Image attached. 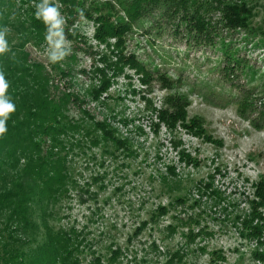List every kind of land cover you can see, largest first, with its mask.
<instances>
[{
  "label": "rangeland",
  "instance_id": "rangeland-1",
  "mask_svg": "<svg viewBox=\"0 0 264 264\" xmlns=\"http://www.w3.org/2000/svg\"><path fill=\"white\" fill-rule=\"evenodd\" d=\"M29 4L38 5L36 0ZM256 4L250 26L258 31L256 41H264V0ZM147 21L134 24L124 53L167 75L169 87L155 73L147 85L127 67L114 75L103 68L100 55L109 50L96 40L89 18L79 16L69 24V33L78 32L65 35L71 53L56 63L49 60L46 37L23 46L30 70L44 85L42 93L73 94L61 113L80 123V131H70L62 142L78 146L67 156L68 193L49 206V214H56L52 221L82 230L89 244L81 247L85 264L93 259L91 250L106 263L109 246L121 248L111 264H263L255 255L264 252V205L258 204L255 189L264 177V44L255 48L242 33H233L231 50L238 61L227 63L213 45L189 43L169 26ZM105 76L108 91L97 99ZM174 95L187 96V117L202 124L203 137L159 122L158 111ZM103 118L130 140L135 154L86 144L90 130L99 135L94 122ZM185 194L199 200L193 209L177 206L158 227L137 230L148 210ZM33 214V226L25 230L32 246L45 235L39 210ZM173 215L183 221L176 223ZM188 215L194 220L187 222ZM248 224L261 233L253 235L259 232ZM189 234L197 236L190 241Z\"/></svg>",
  "mask_w": 264,
  "mask_h": 264
},
{
  "label": "trees",
  "instance_id": "trees-1",
  "mask_svg": "<svg viewBox=\"0 0 264 264\" xmlns=\"http://www.w3.org/2000/svg\"><path fill=\"white\" fill-rule=\"evenodd\" d=\"M258 1L117 0L112 5L95 0H51L53 5L59 4L60 14L66 15L65 35L72 36L78 32L75 29L69 33L68 28L76 17L81 16V10L83 17L93 20L96 40L109 50V55H100L103 68L112 70L114 75L124 72L127 67L140 74L143 83L149 85L156 77L166 87L171 83L167 75H159V69L146 66L134 53H124L126 36L133 32L136 22L149 19V24L152 21L157 26L165 24L175 34L187 38L189 43L213 45L226 55L227 63H235L238 59L235 50H231L233 42L230 40L233 33H242L243 41H249L255 48L264 44L262 39L256 41L258 31L250 26ZM36 2L39 5L42 0ZM36 12V6L30 5L29 0H0V30L8 29L6 40L10 48V51L0 54V72L4 73L9 85L6 96L15 104V111L7 120V132L0 137V264H85V251L81 247L86 241L82 230H78L75 224L68 225V228L57 227V223L52 221L56 214H49V206L68 193L67 185L72 177L67 156L78 145L62 142L70 131H80V123L61 113V109L75 96L57 94L56 99L42 93L45 91L43 83L37 82L31 66L27 64L23 46L27 42L38 44L47 36V26L43 19L36 17ZM22 15L27 20L22 19ZM140 26L146 34L151 33L144 25ZM97 71L105 75L103 69ZM109 84L106 76L101 78L97 99L108 91ZM188 104L187 96L174 95L167 107L158 111L157 118L169 129L181 126L203 137L206 130L202 124L196 118L187 117ZM94 123L99 135L90 130L92 135L86 144L97 148L110 145L114 151L122 150L127 156L136 153L130 140L120 134L117 126L105 118ZM255 195L259 199L258 204L264 205V177L257 184ZM190 198L189 194L176 196L168 205L158 204L148 210L146 219L140 222L137 230L158 227L161 218L177 206L193 209L199 200L192 198L191 201ZM37 209L39 214H36ZM33 213L43 223L45 235L43 240L32 246L25 230L33 226ZM170 218L176 223L183 221L177 215ZM186 218L187 222L194 220L189 215ZM168 225L165 228L171 230ZM247 226L259 232L257 225ZM195 236L189 234L188 239L192 241ZM88 246L86 243L85 247ZM91 252L93 259L86 264H111L119 257L121 248L109 246L106 263L101 262V254ZM255 256L264 264V252L257 251Z\"/></svg>",
  "mask_w": 264,
  "mask_h": 264
},
{
  "label": "clouds",
  "instance_id": "clouds-1",
  "mask_svg": "<svg viewBox=\"0 0 264 264\" xmlns=\"http://www.w3.org/2000/svg\"><path fill=\"white\" fill-rule=\"evenodd\" d=\"M83 17V12H80ZM36 17L43 19L47 26L48 57L52 63L64 59L71 53V42L67 40L64 33L65 19L61 16L59 7L53 5L51 0H42L37 5ZM8 29L0 30V54L10 51L6 40ZM9 87L3 72H0V137L7 132V120L9 115L15 111V104L6 96Z\"/></svg>",
  "mask_w": 264,
  "mask_h": 264
}]
</instances>
